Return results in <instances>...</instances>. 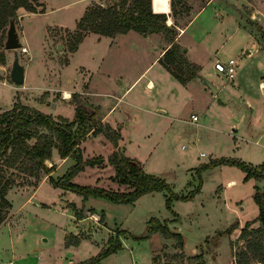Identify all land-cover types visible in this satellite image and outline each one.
<instances>
[{
    "label": "rangeland",
    "instance_id": "374dc122",
    "mask_svg": "<svg viewBox=\"0 0 264 264\" xmlns=\"http://www.w3.org/2000/svg\"><path fill=\"white\" fill-rule=\"evenodd\" d=\"M31 1L37 11L19 7L0 32V111L19 103L78 124L76 108L82 103L89 118L80 136L83 157L104 160L86 166L73 181L129 190L113 178L108 156L115 145L104 132L94 131L108 124L119 130L118 149L139 160L145 172L163 177L171 191L116 203L54 187L49 174L42 173L36 186L30 185L34 177L17 174L21 185L9 189L12 207L0 226V264H77L116 239L124 248L101 264H262L247 250L254 233L242 237L240 229L258 213L253 196L257 186L264 192V177L245 179L236 165L200 166L222 157L257 168L264 164V0L177 4L175 39L200 67L188 85L159 62L170 46L163 32L108 36L78 27L88 8L116 0ZM11 21L21 41L15 49L5 47ZM16 56L25 68L22 84L10 77ZM230 58L236 60L231 79L214 67L216 60ZM202 77L219 92L213 93ZM72 163L56 149L46 160L54 164V178ZM172 192L194 194L182 199ZM152 218L167 220L170 230L181 234L182 246L177 236L149 233ZM233 225L237 228L227 231Z\"/></svg>",
    "mask_w": 264,
    "mask_h": 264
},
{
    "label": "trees",
    "instance_id": "16d2710c",
    "mask_svg": "<svg viewBox=\"0 0 264 264\" xmlns=\"http://www.w3.org/2000/svg\"><path fill=\"white\" fill-rule=\"evenodd\" d=\"M178 3L184 5L185 0H166V2L165 0H116L108 5L97 4L85 11L78 22V27L108 36L126 33L130 30L141 34L163 32L167 35L170 46L164 50L159 62L174 78L185 85L199 75L200 67L188 59L175 39ZM19 7H25L33 12L37 11L36 4H33L31 0H0L1 33L5 24L14 17ZM187 9L188 7L185 8L186 11ZM169 19L173 21L171 24L167 23ZM80 32L79 34H81ZM81 37L82 35H79L78 40ZM76 109L78 124L64 116L55 118L49 113L19 103L0 111V226L12 207V203L7 197L9 189L15 185H21L16 181L17 174L34 177V182L30 183L34 186L39 183L42 173L49 174V182L54 187L75 192L83 199L96 196L116 203H133L141 195L152 191H171L169 183L163 177L145 172L139 160L118 149V140L121 135L119 130L108 124L105 127L94 128V131L104 132L115 145V149L108 156L109 163L115 168L113 178L120 184L128 185L129 190H113L73 181V178L86 166H94L104 160L100 155L83 157L80 136L86 133L84 124L89 120L88 110L82 103H79ZM53 149L57 150L60 158L70 157L73 159V163L68 169L57 178L52 176L54 164L50 166L46 164V160L52 157ZM218 164L238 166L245 172V179L264 177V164L257 168L241 159L230 157L211 160L210 163L202 164L200 168ZM256 188L253 198L259 207L258 216L253 220L246 221L240 230L242 237H246L250 232L254 233L247 250L251 253L252 258L264 264V192L258 186ZM193 194L180 196L172 192L171 197L188 199ZM167 205H170V198L167 199ZM73 210L77 218L83 217L79 211L75 210L74 206ZM256 220L260 221L261 227H251ZM149 222V233L160 232L165 236H177L182 246L181 234L172 232L168 227L167 220L161 222L157 218H152ZM234 228L237 226H230L227 231ZM258 231L261 232V236L256 237L255 232ZM136 238H140V236ZM121 248V241L116 239L115 243H110L96 255L81 260L77 264H101L106 256ZM242 254V257L245 258L247 253L243 252Z\"/></svg>",
    "mask_w": 264,
    "mask_h": 264
},
{
    "label": "water",
    "instance_id": "95a60500",
    "mask_svg": "<svg viewBox=\"0 0 264 264\" xmlns=\"http://www.w3.org/2000/svg\"><path fill=\"white\" fill-rule=\"evenodd\" d=\"M20 46H21V41H20L18 33L16 31L15 24L13 21H11L10 27L7 31V40L5 43V47L9 48V49H13V48L15 49V48H18ZM61 47H62V44L60 43L58 45V48H61ZM24 71H25L24 66L20 63L19 58L16 56L13 60V63H12V68H11V73H10L11 80L14 83L22 84L25 80V74H24L25 72ZM202 82L205 85L211 87L212 90L214 92H216V88L211 81H209L205 77L204 78L202 77ZM126 124H129V120L126 121ZM122 125L123 124L120 123L119 127H121Z\"/></svg>",
    "mask_w": 264,
    "mask_h": 264
},
{
    "label": "built area",
    "instance_id": "2783aa9c",
    "mask_svg": "<svg viewBox=\"0 0 264 264\" xmlns=\"http://www.w3.org/2000/svg\"><path fill=\"white\" fill-rule=\"evenodd\" d=\"M214 67L217 72L223 73L228 78H234L236 74V60L230 58L227 62L216 60ZM193 120H197L196 114H191Z\"/></svg>",
    "mask_w": 264,
    "mask_h": 264
},
{
    "label": "crops",
    "instance_id": "0c3cea01",
    "mask_svg": "<svg viewBox=\"0 0 264 264\" xmlns=\"http://www.w3.org/2000/svg\"><path fill=\"white\" fill-rule=\"evenodd\" d=\"M211 1H213V0H208L207 3L211 2ZM207 3H206V4H207ZM218 15H220V14H218ZM239 28H240V29H243L245 32L248 31V30H247L246 28H244L243 26H239ZM247 33H248V35H249V37H250V36H251V33H250L249 31H248ZM242 45L244 46V45H246V44H242ZM250 50H251V49H250ZM195 80H196V78L190 80V81H189L187 84H185V85H188L190 82H194ZM262 84H263V82L260 81V85H262ZM215 88H216V92L213 91V93H218L219 90H220V87L217 88V87L215 86ZM192 114H193V113H192ZM197 119H198V118H197ZM123 125H124V124H123ZM123 125H122V126H123ZM122 126H121V127H122ZM121 127H120V128H121ZM122 130H123V129H122ZM202 154H203V153H202ZM62 159H65V158H62ZM46 181H48V180L45 178V179H43V180L40 182V184L43 183V182H46ZM230 181H231V180H230ZM230 181H228V183H230ZM232 181H234V180L232 179ZM40 184H39V185H40ZM33 191H35V190H33ZM149 193H150V192H149ZM81 197H82V196H81ZM258 213H259V207H258ZM258 213H257V215L255 214L254 216H252V218H251L250 220L255 219V218L258 216ZM246 221H248V220H246ZM246 221H245V222H246ZM245 222H244V223H245ZM260 225H261L260 221H259V220H256V221H254V222L252 223L251 227H258V226H260ZM240 227H241V226H240ZM124 246H125V245H124ZM124 246H123L122 248H124ZM182 251H183V250H182ZM194 251H195V250H194ZM183 253L186 255V253H185L184 251H183ZM48 264H50V263H48ZM152 264H161V263H159V262H153V261H152Z\"/></svg>",
    "mask_w": 264,
    "mask_h": 264
},
{
    "label": "bare ground",
    "instance_id": "6f19581e",
    "mask_svg": "<svg viewBox=\"0 0 264 264\" xmlns=\"http://www.w3.org/2000/svg\"><path fill=\"white\" fill-rule=\"evenodd\" d=\"M68 95V94H67ZM233 183V182H232Z\"/></svg>",
    "mask_w": 264,
    "mask_h": 264
},
{
    "label": "snow or ice",
    "instance_id": "6c2138e0",
    "mask_svg": "<svg viewBox=\"0 0 264 264\" xmlns=\"http://www.w3.org/2000/svg\"><path fill=\"white\" fill-rule=\"evenodd\" d=\"M165 2H166V0H165Z\"/></svg>",
    "mask_w": 264,
    "mask_h": 264
}]
</instances>
